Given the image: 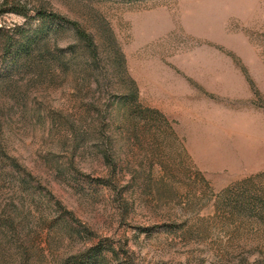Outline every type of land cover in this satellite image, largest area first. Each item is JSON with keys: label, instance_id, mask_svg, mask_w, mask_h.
<instances>
[{"label": "rangeland", "instance_id": "rangeland-1", "mask_svg": "<svg viewBox=\"0 0 264 264\" xmlns=\"http://www.w3.org/2000/svg\"><path fill=\"white\" fill-rule=\"evenodd\" d=\"M0 264H264V0H0Z\"/></svg>", "mask_w": 264, "mask_h": 264}, {"label": "trees", "instance_id": "trees-1", "mask_svg": "<svg viewBox=\"0 0 264 264\" xmlns=\"http://www.w3.org/2000/svg\"><path fill=\"white\" fill-rule=\"evenodd\" d=\"M19 12L20 14L26 16V14L23 11H16ZM41 22L44 24L38 31L37 33L30 34L27 38H23L22 42L18 44L16 47H12L15 50V53H13V65L17 66L22 59H25L26 61H30L33 58L34 53L37 50H41L42 56H51L50 60L60 66L61 68H65V63H64V57H63V50L57 49L56 55L51 54V47H50V42L48 41V36L50 35V31L45 25V22H66L63 21L64 19L61 18L60 16L56 14H49L45 15L42 14L39 15ZM62 28V27H60ZM58 28V30L60 29ZM53 34H57L55 31ZM89 46V51L92 52V54L95 53V50L93 49V44L90 42L88 44ZM74 47L71 46L69 49H73ZM92 50V51H91ZM89 52V53H90ZM94 52V53H93ZM49 54V55H48Z\"/></svg>", "mask_w": 264, "mask_h": 264}]
</instances>
